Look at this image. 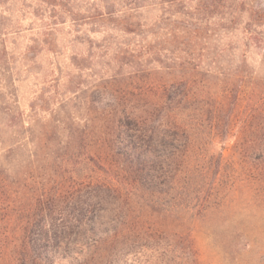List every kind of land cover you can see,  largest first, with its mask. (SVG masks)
Returning <instances> with one entry per match:
<instances>
[{"label": "trees", "instance_id": "16d2710c", "mask_svg": "<svg viewBox=\"0 0 264 264\" xmlns=\"http://www.w3.org/2000/svg\"><path fill=\"white\" fill-rule=\"evenodd\" d=\"M158 4L160 17L168 11L175 24L171 46L162 48L171 60L173 76L167 80L151 76L162 62L160 56L155 60V43L148 39L154 32L140 30L141 12L154 8L155 0H0V74L14 69L2 65L10 56L8 36L26 38V53L35 55L41 46L52 56L59 53L56 32L66 29L74 40L89 41L88 58L92 48L98 50L97 62L75 67L91 71L99 65L98 78L116 86L106 102L107 130L88 114H64L66 128L71 124L80 138L92 131L93 145L83 155L97 171L79 178L65 170L73 154L57 153L62 172L49 187V180L35 176L36 183L23 185L25 194L0 165V264H189L196 261L190 230H167L155 221L144 226L138 215H167L180 207L205 211L225 194L227 183L229 189L236 183L239 164L251 179L264 177V86L244 68L255 56L264 58V0ZM149 24L155 25V15ZM100 29L118 36L113 49L104 39L92 44L91 33ZM211 47L224 62L209 54ZM77 55L72 52L71 61ZM211 72L221 75L220 82L208 83ZM246 98L252 104L242 110L240 100ZM95 101L87 99L86 105ZM9 125L27 140L34 123L11 116ZM196 131L207 134L208 147L194 144ZM229 147L227 165L233 168L227 172L222 159Z\"/></svg>", "mask_w": 264, "mask_h": 264}, {"label": "rangeland", "instance_id": "374dc122", "mask_svg": "<svg viewBox=\"0 0 264 264\" xmlns=\"http://www.w3.org/2000/svg\"><path fill=\"white\" fill-rule=\"evenodd\" d=\"M158 7L161 6L158 0H155L154 8L149 6L143 8L140 15L142 24L140 30L147 33L154 32L148 39L152 38L150 42L155 43V60L160 56L162 62L159 63L160 65L155 63V67L150 71L153 72L151 76L155 79L167 80L173 76V73L168 72L171 60L167 59L168 56L162 52V48L171 46L173 36L169 30L175 24L172 18H167L168 11L160 17L163 10L161 9L159 13ZM154 15L155 25L151 26L149 23ZM143 22L147 23L146 26ZM85 28L90 29V27ZM66 31L60 29L56 32L59 53L52 56L47 54L45 48L41 49V46L38 54L26 53L28 46L26 38L14 39L8 36L6 39L7 52L10 56H7L2 65L9 64L14 69L11 73L0 74V165L4 169L3 174H6L8 180H14V187L17 186L21 193L26 194L23 185L36 183L37 176L40 178L39 181L49 180L48 187L51 185V178L62 172L55 159L57 153L66 151L68 156L73 154L67 161L65 170H68L67 168L69 172L73 170L79 178L87 176L86 174H90L92 170H98V166L86 160L83 155L89 149L88 146L93 145L92 131L89 129L81 138L71 124L68 126V131L64 119L65 113H70L76 118L85 117V114L97 118V122L105 124L101 125V130H107L106 125L111 126L106 102L110 92H113L111 88L116 86L106 82L107 77L98 78L103 73L99 65L91 68V71H95L97 75H92L88 69L78 70L75 67V64L86 67L97 62L98 50L92 48L93 55L88 58L86 54L89 41L74 40ZM107 33V29L102 32L97 31L96 35L91 33L92 44L104 39L106 45L113 49L114 44L119 40L118 36H109L110 34ZM142 35L144 34L140 36ZM217 49L211 47L209 54L212 56L216 54V57L223 61L217 55ZM72 52L78 55L71 61ZM257 59L258 56H255V60L251 59L252 65L246 62L244 68L251 70L255 76L254 81L264 86V58L262 62ZM235 63L239 64V62ZM113 65L114 63L111 64ZM211 73L207 76L208 83L220 82L218 78L221 75ZM124 87L128 88L129 85ZM94 98L96 101L93 107L88 104L90 107L87 108V99L93 102ZM250 103L249 98L240 100L241 109L249 107L252 104ZM187 112L186 117L191 118L190 111ZM11 116H15V121L19 120V123L20 121L25 123L29 121L31 125L34 123L31 132L25 134L27 140H21L20 128L9 125ZM53 116L56 117L55 121L58 124L54 127L55 134L50 135L49 126ZM103 116H106L104 122L101 121ZM43 130H46V134H42ZM194 135L196 146H209V141L206 142L207 138L204 136L207 134L196 131ZM31 137L32 142L28 140ZM66 141L68 147L64 145ZM57 142H61V146L57 145ZM80 144H82L81 148H79ZM231 152L233 148L229 147L223 154L222 161L224 166H227V172L233 168V165H227ZM239 166L233 187L229 189L230 182L227 183L225 194L222 193L215 204L205 211L198 214L195 209L182 210L180 207L167 215L164 212L155 215L142 213L137 217L138 222L146 226L148 221H155L172 231L178 226L183 231L190 230L189 236L196 251V261L189 264H264V177L251 179L247 171ZM137 192L142 195L149 194L148 190L143 188H138ZM152 193L155 197L154 191ZM188 198H192V195ZM10 248L12 249L13 246L10 245ZM55 264L70 263L65 260Z\"/></svg>", "mask_w": 264, "mask_h": 264}]
</instances>
